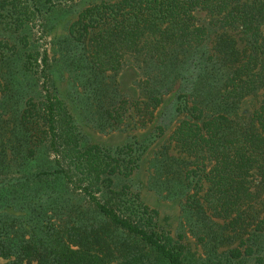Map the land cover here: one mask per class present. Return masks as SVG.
I'll use <instances>...</instances> for the list:
<instances>
[{
    "label": "trees",
    "instance_id": "1",
    "mask_svg": "<svg viewBox=\"0 0 264 264\" xmlns=\"http://www.w3.org/2000/svg\"><path fill=\"white\" fill-rule=\"evenodd\" d=\"M6 1L0 13L18 32L39 5L60 0H28L26 12L8 9ZM200 12L210 18L208 26ZM210 28L238 30L243 47L222 35L206 54ZM67 31L72 68L106 98L100 119L112 128L125 124L130 109L146 125L163 96L178 81L186 84L188 93L177 87L182 118L169 137L190 166L178 178L192 191L183 212L222 221L217 231L211 226L214 244L238 240L228 253L214 252L208 264L251 257L264 264L256 254L264 234V0L101 1L79 12ZM19 42L28 46L26 38ZM47 53L21 56L0 40V139L7 134L2 124L10 123L8 141L0 143V264H186L182 236L174 239L156 210L139 196L112 192V176L128 178L137 166L120 155L134 151L84 144L54 88ZM128 63L139 72L143 103L130 105L118 90L116 74ZM27 73L40 83L39 99L20 97L16 78ZM259 92L260 107L240 117L242 101ZM17 98L20 106L10 116ZM41 155L51 156V165L32 173L30 164ZM8 169L17 174L8 176Z\"/></svg>",
    "mask_w": 264,
    "mask_h": 264
},
{
    "label": "rangeland",
    "instance_id": "2",
    "mask_svg": "<svg viewBox=\"0 0 264 264\" xmlns=\"http://www.w3.org/2000/svg\"><path fill=\"white\" fill-rule=\"evenodd\" d=\"M101 1L112 2L113 0H60L43 3L38 6L39 13L28 18L26 27L18 32H14L12 26L8 27V24L12 22L8 20L6 12L0 13L2 15L0 16V40L5 39L10 45L19 48L21 56L30 54L32 58H38L37 55L47 49L49 65L53 71L54 88L65 102L80 129L85 141L84 144H96L102 149L110 150L111 153L117 147L129 145L134 151L131 154L120 155V159L125 161L136 159L135 165L137 166L135 168L132 164L134 170L128 178L117 174L112 176V192L139 196L146 205L156 210L158 221L171 233L174 239H177V235L182 236L183 258L186 264L211 263L215 257L214 252L217 253L216 255L228 253L230 249L236 247L238 240L229 237L222 242L217 241L215 243L217 245H215L214 240L212 241L211 230L213 228L217 231L218 226L222 225V221L213 218L209 220V217L208 220H205V217L190 216L183 212V207L188 200L187 197L192 191L186 188L188 183L180 184L178 178L190 166L188 165V157L170 142L169 137L182 118L176 114L178 106L176 96L179 93L177 87L179 85V89L185 91L181 93H188V90L184 88L186 84L184 85L181 80L178 81L173 90L163 96L162 105L154 114V118L146 125H142L133 109H130L125 124L115 129L100 119V106L102 102L106 101V98H102V94L99 92H93L90 87L94 85H90L72 68V60L69 58L74 53L70 52V48L66 49L64 44L67 38V29L85 7ZM28 3V0H7L5 5L8 9L14 7L19 12H26ZM197 17L201 24L208 26L210 18L205 13L200 12ZM4 25H7V28ZM210 29L207 42L203 46V51L206 54L210 53L215 40L222 35L234 38L236 46L243 47V37L238 30ZM21 38L27 39V47H22L19 42ZM16 79L20 89V97L22 94L26 99H39L41 97L40 83L34 75L27 73L26 77L19 76ZM138 80L139 72L130 63L116 74L118 90L130 105L133 103L140 104L147 100L145 95L142 96L139 93ZM106 84L112 86V73L107 74ZM15 100L18 103L12 104L9 108L10 116L20 106L19 100L21 99ZM262 100L261 92L243 100L238 110L239 116L244 119L249 118L253 111L260 107ZM7 119H9L8 115L5 116L4 120ZM2 125L6 126L7 134L0 139V143L7 142L10 133V123ZM157 127L164 130V134L160 137L156 130ZM51 162V156L41 155L38 161L30 164V171L32 173L39 172L41 170L39 165L46 169L51 165ZM5 173L9 174L10 177L17 174L15 169H8V172ZM10 177H5V181ZM11 181L13 180L11 179ZM105 196L108 198L111 195L106 193ZM209 215V211H206V216ZM257 243L259 249L256 254H259V257L264 256V234L261 235ZM255 260L254 257L244 258L242 261L239 260L241 262L237 261L236 263L255 264Z\"/></svg>",
    "mask_w": 264,
    "mask_h": 264
}]
</instances>
